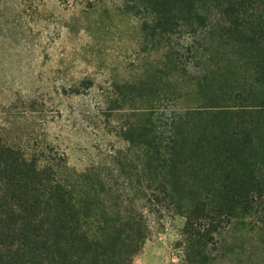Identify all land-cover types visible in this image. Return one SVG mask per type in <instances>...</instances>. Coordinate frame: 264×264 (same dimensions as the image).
Segmentation results:
<instances>
[{
	"label": "trees",
	"instance_id": "trees-1",
	"mask_svg": "<svg viewBox=\"0 0 264 264\" xmlns=\"http://www.w3.org/2000/svg\"><path fill=\"white\" fill-rule=\"evenodd\" d=\"M140 1L163 38L185 25L201 34L194 106L161 135L142 109L140 136L136 125L126 136L142 149L136 178H67L0 140V264H129L149 237L142 199L186 218L185 264H214L221 241L258 257L238 238L264 264V0ZM168 54L184 69L180 51Z\"/></svg>",
	"mask_w": 264,
	"mask_h": 264
},
{
	"label": "rangeland",
	"instance_id": "rangeland-1",
	"mask_svg": "<svg viewBox=\"0 0 264 264\" xmlns=\"http://www.w3.org/2000/svg\"><path fill=\"white\" fill-rule=\"evenodd\" d=\"M153 17L140 0H0V140L67 178H136L142 149L126 139L129 128L138 138L152 106L155 132L167 134L165 122L194 106L192 78L204 69L201 34L185 25L163 38ZM139 204L149 237L129 264H185L186 218ZM222 242L214 264L260 262L255 242L237 239L255 259Z\"/></svg>",
	"mask_w": 264,
	"mask_h": 264
}]
</instances>
